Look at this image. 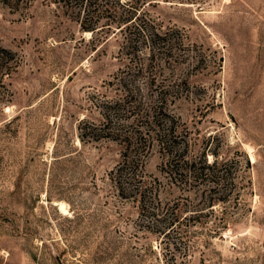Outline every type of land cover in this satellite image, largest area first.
Masks as SVG:
<instances>
[{
  "label": "rangeland",
  "instance_id": "obj_1",
  "mask_svg": "<svg viewBox=\"0 0 264 264\" xmlns=\"http://www.w3.org/2000/svg\"><path fill=\"white\" fill-rule=\"evenodd\" d=\"M145 10L165 36L127 47L56 0L0 1L17 58L0 77V264H264V0ZM171 152L217 174L170 182ZM125 153L145 210L131 170L124 197L111 179Z\"/></svg>",
  "mask_w": 264,
  "mask_h": 264
},
{
  "label": "trees",
  "instance_id": "obj_2",
  "mask_svg": "<svg viewBox=\"0 0 264 264\" xmlns=\"http://www.w3.org/2000/svg\"><path fill=\"white\" fill-rule=\"evenodd\" d=\"M3 4L13 7L20 8L22 4L26 3L28 5L31 0H0ZM160 1L165 2H182L184 0H56L63 7L67 9H75L77 11V17L79 18L81 27L84 31L97 32L102 29H108L113 35L120 33L123 35V39L126 45L134 46L140 42L146 43L147 45L153 46L157 43L158 40L163 39L165 33H161L160 27L155 19L150 15L149 12L145 10L146 5L152 3H158ZM188 1V0H185ZM14 53L8 48L0 44V77L4 74H8L6 71V63L14 59L17 60ZM152 109V108H151ZM154 109V107H153ZM152 119H154V114H152ZM153 121V120H152ZM115 132L116 136L121 134L118 131ZM134 137V136H133ZM127 135H123L122 140L125 142V148L129 152L137 153L135 148L138 146V140L136 139L137 144L132 142ZM156 141L161 146L172 147L173 141L167 137L165 133L163 136L157 134ZM129 154L123 157V160L118 162L115 167V171L111 173V179L115 180L114 182L118 186L120 195L124 197L125 190L121 184V177L125 175V170H131L130 167L134 166V160H129ZM178 157L171 152V155L168 156L167 160V170L169 181L172 182L173 179L177 180V176H182L180 180L187 182L190 177L199 179L208 177L209 175L215 176L217 174V163L213 161L212 163H207L206 159L199 161L191 160L186 161L185 165H180L177 159ZM208 172H205V171ZM127 173L132 176L127 177L129 179L134 189L131 191V195L137 196V201L140 203L141 210L147 209L145 202L144 187L146 185L142 183V175H138L136 172ZM207 174V175H206ZM131 179L133 181H131ZM126 197V196H125ZM156 198V196H155ZM158 198V196H157ZM151 211V216L155 220L162 219L163 225L158 228L159 234L163 235V238L168 239L170 232L173 230V219L167 214V210L160 209L159 207H148Z\"/></svg>",
  "mask_w": 264,
  "mask_h": 264
},
{
  "label": "bare ground",
  "instance_id": "obj_3",
  "mask_svg": "<svg viewBox=\"0 0 264 264\" xmlns=\"http://www.w3.org/2000/svg\"><path fill=\"white\" fill-rule=\"evenodd\" d=\"M62 206H63V205H62ZM62 206H61V208H63ZM65 209H66V208H65ZM60 210H61V209H60ZM64 212H65V211H64Z\"/></svg>",
  "mask_w": 264,
  "mask_h": 264
}]
</instances>
